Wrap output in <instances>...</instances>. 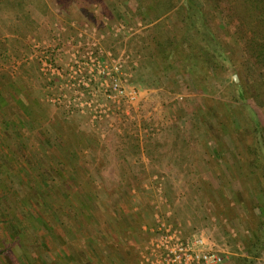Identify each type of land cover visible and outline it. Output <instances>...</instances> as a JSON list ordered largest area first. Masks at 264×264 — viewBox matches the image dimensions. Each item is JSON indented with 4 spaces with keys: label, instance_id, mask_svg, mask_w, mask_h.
Returning <instances> with one entry per match:
<instances>
[{
    "label": "rangeland",
    "instance_id": "rangeland-1",
    "mask_svg": "<svg viewBox=\"0 0 264 264\" xmlns=\"http://www.w3.org/2000/svg\"><path fill=\"white\" fill-rule=\"evenodd\" d=\"M9 1L0 7V90L4 78L17 90L3 116L17 127H10L9 140L7 129L0 127V238L1 244L11 243L0 264H136L132 249L137 246L142 264L151 238L167 225L186 237L209 235L229 251L224 264H234L242 254L238 236L249 234V224L234 218L242 215L234 200L229 208L224 200L235 198L241 188L239 181L230 180L227 167L236 169L243 148L235 136L220 135L219 117L204 118L210 102L191 77L156 56V26L166 21L168 35L180 30L170 16L180 5L162 15L156 0H46L48 10L40 11L32 5L22 10L16 0ZM190 1L203 10L235 64L211 75L209 97L227 104L226 87L247 82L251 103L264 122V76L248 77L255 70L245 53L249 34L242 24L228 21L222 0ZM81 34L83 44L97 37L98 49L111 54V63L121 64V76L138 92L136 100L121 109L111 105L110 115L102 118L93 119L73 105L74 89L67 82L73 55L94 48L78 46ZM241 115L225 116L234 121L231 132L236 135ZM56 157L63 161V176L56 171ZM44 159H49L50 178L42 173ZM6 160L12 162L8 168ZM57 177L59 182L86 183L80 191L61 187L58 198L51 195L48 201ZM86 193L92 196L89 202ZM79 197L84 205L75 203ZM38 202L44 203L47 216L34 207ZM110 213L123 214L125 221L111 227L105 222ZM96 217L103 222L96 230L97 246L85 230L73 228L75 219L88 224ZM88 247L91 253L76 251ZM253 264H264V252Z\"/></svg>",
    "mask_w": 264,
    "mask_h": 264
},
{
    "label": "trees",
    "instance_id": "trees-1",
    "mask_svg": "<svg viewBox=\"0 0 264 264\" xmlns=\"http://www.w3.org/2000/svg\"><path fill=\"white\" fill-rule=\"evenodd\" d=\"M16 1L19 8L23 7L22 10L27 5H32V7L39 11L48 10L46 0ZM156 1L160 6L159 13L162 15L180 5L178 9L171 11L170 16L181 25V29L174 30L171 35L167 33L169 30H164L166 21H162V24L156 26L157 33H159L156 38V44H158L156 56L167 67L172 68L173 64H176L182 73L188 74L191 77L196 87L200 88V90L202 89V93L206 94V98L210 102L207 107V113H204V118L219 117L217 120L220 126V135L222 133L224 136L225 133H228L230 136H235L234 140L238 143V148H243V152L238 151L239 157L234 161V165L237 166L236 169L231 167V165L227 167L231 175L230 180L239 181L241 188L235 190V198L224 201L229 208L230 201L234 200L235 205H238L239 211L242 212L241 217L237 215V218H234L242 223L249 224V234L246 235V231H244L238 236L242 246V254L235 259L234 264H253L254 260L264 252V122H262L253 107V103H251L253 100L252 85L248 84V86L247 82L228 85L226 89L229 92L230 102L227 104L210 98L209 96L213 95L209 93L212 85L211 75L213 76L217 73L219 75L221 72L228 71V69H234L233 56L227 52L226 46L220 38L221 36H219V33H216L209 20L205 17L203 10L196 4H193L190 0ZM222 2H224V5L221 4L220 6H225V10L222 11H225L228 21L233 24L235 22L242 24L246 33L249 34L247 43L245 44V53L253 61L255 70L254 72H250L248 77L251 76V73H257V76H264V0H233L232 2L230 1L231 3H226V1L222 0ZM7 4L10 5L11 2L3 0L0 2V7ZM257 82L256 79L254 83ZM7 83L8 79L4 78V85L0 90V108L2 109L0 111V127H5L8 131V134L7 131L4 132L7 134L6 140L12 136L10 135V127H17V124L15 126L11 122L12 118H6V116V119L3 120V116L7 113L8 104L13 103L17 93L16 88L7 85ZM7 87L12 88L10 89V95L7 93ZM3 89L5 91L2 92ZM219 104L224 105L225 110ZM231 104L237 105L234 107V110L230 107ZM212 105H218L216 106L217 109H214ZM224 111L228 112L223 115L221 112ZM236 111L242 114V121L240 122L241 130L236 131L237 135L233 131L231 132L234 124H230V121L233 123L234 121L225 117L233 118V113L235 114ZM2 135L4 134L2 133ZM64 154H66L63 155L65 158L69 155L68 151ZM48 161L49 159H44V170L46 172L42 173L45 178H50L52 175L47 170L46 165ZM55 162L58 168L56 169L57 173L63 176V172L60 170L63 161H60V158L56 157ZM3 163L6 168L12 165L11 160L3 161ZM217 166L222 181L228 184L229 179L223 176L225 175V171L222 169V166L219 164ZM55 181L58 183L55 186L57 188L54 189L56 192L52 190L46 196L49 197L48 201H52L51 195L58 198L57 191L61 187L74 186L68 179L59 182V178L57 177ZM49 185L52 186L51 183L48 184V187ZM34 205L35 208L41 209L44 212L43 214L47 216L43 206L44 203L38 202L34 203ZM57 213H60V206L57 209ZM7 246L10 247L11 243L7 240L1 244L0 238V255L5 253V247Z\"/></svg>",
    "mask_w": 264,
    "mask_h": 264
},
{
    "label": "built area",
    "instance_id": "built-area-1",
    "mask_svg": "<svg viewBox=\"0 0 264 264\" xmlns=\"http://www.w3.org/2000/svg\"><path fill=\"white\" fill-rule=\"evenodd\" d=\"M83 36L79 35L78 46L87 44L94 48L73 55L67 67V82L74 89L73 105L97 119L102 118V114L110 115L111 105L121 109L133 102L138 92L129 88L127 80L121 76V64L111 63V54L104 55L98 49L97 37L83 44ZM55 101L61 102V98ZM146 249L142 264H224L227 259V253L209 235L197 233L186 237L174 225L159 229Z\"/></svg>",
    "mask_w": 264,
    "mask_h": 264
},
{
    "label": "crops",
    "instance_id": "crops-1",
    "mask_svg": "<svg viewBox=\"0 0 264 264\" xmlns=\"http://www.w3.org/2000/svg\"><path fill=\"white\" fill-rule=\"evenodd\" d=\"M8 94L10 95L11 94V92L8 90ZM81 183H86V182H78V185L75 183L74 184V186H73V190H82L81 188H80V186H81ZM79 187L78 189H76V187ZM77 195H81V193H77V192H75ZM86 195H88V197L86 196ZM93 195V194H92ZM77 197V196H76ZM92 196H91V194H85L84 195V198H85V200H87V202H89V200L91 201L92 200V198H91ZM68 199H72L73 200V198H68ZM76 199V198H75ZM77 205H79L80 206V204H85V202H81L80 201V197L78 198V201L76 200V202H75ZM74 203V204H75ZM90 205H91V203H90ZM92 205H94V204H92ZM95 208H92V209H90V210H94ZM92 213V215H95V211H92L91 212ZM91 215V216H92ZM123 221H125L124 220V217H123V214L120 216V215H118V214H116V213H114V214H112V213H110V217L109 216H106V219H105V222L106 223H109V225L111 226V227H116L117 226V224H118V222L119 223H121V222H123ZM103 222L100 220V219H97V217L96 218H93L92 219V223H91V221L87 224V223H84L82 220H79V219H75L74 221H73V228H74V226H77V228L80 230V231H86L87 232V234H88V239H89V236H90V239H91V244L92 245H95V246H97L96 245V243H97V241H95V238H97V234H98V232L96 231L97 230V228L99 227V228H101L102 227V224ZM94 226H96V227H94ZM119 229H121L122 230V228H119ZM118 230V229H117ZM86 241H88V243H90V240H88V239H86V238H84ZM94 240V241H93ZM138 247V246H137ZM137 247H135L136 249H132L133 250V252H135L134 253V255H136V264H140V258H139V249H137ZM220 247V246H219ZM223 249V248H222ZM84 251H81V250H79V249H77L76 251L77 252H83V253H87V252H89V253H91V247H88V250L87 249H83ZM97 250V249H96ZM223 251L225 252L226 251V253H228L229 251L226 249V248H224L223 249ZM101 253V252H100ZM125 262V263H124ZM124 262H122L121 261V264H128L127 263V261H124ZM88 263H90V261H88Z\"/></svg>",
    "mask_w": 264,
    "mask_h": 264
},
{
    "label": "water",
    "instance_id": "water-1",
    "mask_svg": "<svg viewBox=\"0 0 264 264\" xmlns=\"http://www.w3.org/2000/svg\"><path fill=\"white\" fill-rule=\"evenodd\" d=\"M234 80L237 82L238 78L236 76H234Z\"/></svg>",
    "mask_w": 264,
    "mask_h": 264
}]
</instances>
